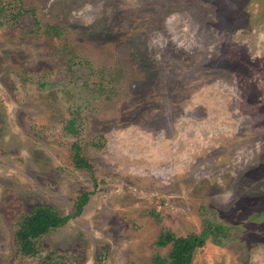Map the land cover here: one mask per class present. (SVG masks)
Masks as SVG:
<instances>
[{"label": "rangeland", "instance_id": "rangeland-1", "mask_svg": "<svg viewBox=\"0 0 264 264\" xmlns=\"http://www.w3.org/2000/svg\"><path fill=\"white\" fill-rule=\"evenodd\" d=\"M37 206L72 218L25 257ZM164 234L264 264V0H0V264H152Z\"/></svg>", "mask_w": 264, "mask_h": 264}, {"label": "trees", "instance_id": "trees-1", "mask_svg": "<svg viewBox=\"0 0 264 264\" xmlns=\"http://www.w3.org/2000/svg\"><path fill=\"white\" fill-rule=\"evenodd\" d=\"M77 152L74 154V163L77 169H90V164L80 156L79 147H75ZM86 194L79 198L76 204L74 217L81 214L83 207L87 203ZM72 217L62 216L54 208L48 206L34 207L25 215L18 225L15 234L19 252L25 257H35L38 255V240L53 230L63 227ZM224 228L219 227L221 232ZM158 243L163 245L171 244V250L167 258L156 255L152 264H190L193 251V236L189 238H175L171 234L162 235Z\"/></svg>", "mask_w": 264, "mask_h": 264}, {"label": "flooded vegetation", "instance_id": "flooded-vegetation-1", "mask_svg": "<svg viewBox=\"0 0 264 264\" xmlns=\"http://www.w3.org/2000/svg\"><path fill=\"white\" fill-rule=\"evenodd\" d=\"M72 125H73V122H72ZM71 130H72V128H71ZM224 229L221 231V232H219V230H217V233L218 234H215V237L218 235L219 237H221V236H225L224 235V230L225 231H227V228L226 227H223ZM221 239V238H220ZM193 241H198L195 237H193ZM169 255V254H168Z\"/></svg>", "mask_w": 264, "mask_h": 264}]
</instances>
